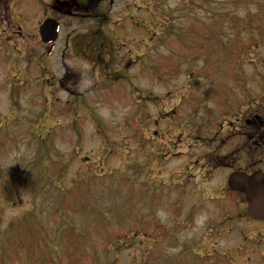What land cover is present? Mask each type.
Here are the masks:
<instances>
[{
    "label": "rangeland",
    "instance_id": "374dc122",
    "mask_svg": "<svg viewBox=\"0 0 264 264\" xmlns=\"http://www.w3.org/2000/svg\"><path fill=\"white\" fill-rule=\"evenodd\" d=\"M103 5L49 55L35 19L0 26V264H264V245L237 250L264 223L192 161L264 82V0ZM72 28L109 38L97 61Z\"/></svg>",
    "mask_w": 264,
    "mask_h": 264
},
{
    "label": "flooded vegetation",
    "instance_id": "af4514ba",
    "mask_svg": "<svg viewBox=\"0 0 264 264\" xmlns=\"http://www.w3.org/2000/svg\"><path fill=\"white\" fill-rule=\"evenodd\" d=\"M111 2L112 0H100L95 8L90 9L88 0H0V26L2 22L7 25L14 22L17 30H12L13 32H34L31 27L24 25V23L35 19V27H37L38 32V26L44 20L51 19L58 23V32H61L64 24L68 21L90 22L104 19L107 14L102 12L103 7L101 6L103 4L110 6ZM123 10L126 12L120 13V15L124 19L130 18L132 24L134 21L133 14L128 11V7ZM1 32H7V30L3 29ZM69 32L101 31L94 28H72ZM70 39L71 37L68 36L65 43L66 47ZM255 85L258 86L252 87L250 85V92L238 98V103L235 104L241 113L238 118L234 115V120L239 123V126H236L227 135L216 136L208 140L210 143H207L206 152L202 153L199 158L192 160L196 165L201 164L199 169L205 172L201 177L208 178L215 170H224L226 173L242 171L248 174L258 170L264 173V82ZM210 144L212 145L210 146ZM202 147L206 148V146ZM209 232V235L218 233L213 228ZM244 238L243 241L239 239V246L237 247L239 251L254 245H264V237L258 239ZM234 255L222 254L228 263L234 259ZM213 256L214 262L217 264L218 256L215 254ZM261 257L264 260V254H261ZM252 262L254 259L248 255L244 264H257ZM199 264H202L201 260Z\"/></svg>",
    "mask_w": 264,
    "mask_h": 264
},
{
    "label": "water",
    "instance_id": "95a60500",
    "mask_svg": "<svg viewBox=\"0 0 264 264\" xmlns=\"http://www.w3.org/2000/svg\"><path fill=\"white\" fill-rule=\"evenodd\" d=\"M99 0H89L88 5L93 9ZM58 25L53 20H46L39 27V35L44 44H51L48 53L53 49L57 38ZM228 185L232 191L244 195L247 214L255 220L264 221V174L255 171L248 175L243 172H233L228 177Z\"/></svg>",
    "mask_w": 264,
    "mask_h": 264
},
{
    "label": "trees",
    "instance_id": "16d2710c",
    "mask_svg": "<svg viewBox=\"0 0 264 264\" xmlns=\"http://www.w3.org/2000/svg\"><path fill=\"white\" fill-rule=\"evenodd\" d=\"M84 35L86 36L87 44H82L81 39L79 40L78 43L75 42V44L83 45L84 48H86V51L88 52V56L90 57L88 58L89 61L95 62L98 59V56H99L98 53L101 52L102 50H105V47H106L105 41L109 40V38H107L102 32H87Z\"/></svg>",
    "mask_w": 264,
    "mask_h": 264
}]
</instances>
